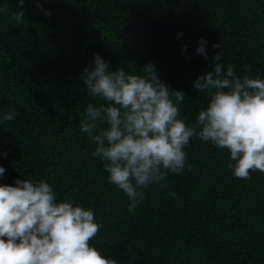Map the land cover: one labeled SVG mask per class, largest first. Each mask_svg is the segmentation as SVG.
Returning a JSON list of instances; mask_svg holds the SVG:
<instances>
[{
	"label": "trees",
	"instance_id": "16d2710c",
	"mask_svg": "<svg viewBox=\"0 0 264 264\" xmlns=\"http://www.w3.org/2000/svg\"><path fill=\"white\" fill-rule=\"evenodd\" d=\"M22 7L17 24L16 0H0V112L13 113L0 123V183L43 179L57 199L90 207L100 228L89 243L118 264H264V172L236 178L226 149L193 137L185 148L191 171L150 184L129 212L79 129L94 101L79 73L93 53L126 71L150 62L185 94L180 114L188 124L207 103L192 81L211 64L264 77V0H24ZM199 38L207 57L195 52Z\"/></svg>",
	"mask_w": 264,
	"mask_h": 264
},
{
	"label": "clouds",
	"instance_id": "9594fccd",
	"mask_svg": "<svg viewBox=\"0 0 264 264\" xmlns=\"http://www.w3.org/2000/svg\"><path fill=\"white\" fill-rule=\"evenodd\" d=\"M16 3L12 17L23 24L24 0ZM204 44L199 38L195 52L207 57ZM214 58L219 61L220 53ZM139 70L111 67L93 53L91 65L79 73L94 98L82 110L79 129L92 146L91 156L102 161L108 183L126 195L129 212L150 184L162 183L169 172L191 171L185 148L193 137L226 149L236 178L264 172V77H238L231 64H211L192 81L207 103L188 124L180 114L185 94L170 89L150 62ZM12 119L13 113L0 112V123ZM4 172L0 165V176ZM99 228L90 207L57 199L43 179L0 183V264H118L89 243Z\"/></svg>",
	"mask_w": 264,
	"mask_h": 264
}]
</instances>
